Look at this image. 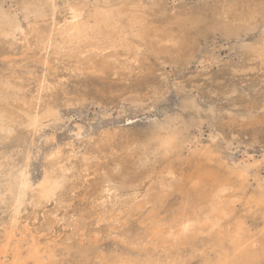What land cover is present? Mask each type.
<instances>
[{
    "label": "rangeland",
    "instance_id": "374dc122",
    "mask_svg": "<svg viewBox=\"0 0 264 264\" xmlns=\"http://www.w3.org/2000/svg\"><path fill=\"white\" fill-rule=\"evenodd\" d=\"M80 1L60 0L59 2V0H54V20L56 19L54 23L63 26L66 21L70 20L67 13L68 4L74 3V5H78L79 3V5H84V15L86 16V13H88V11L89 13L92 12L95 6L98 5V8L104 3H108L110 0ZM113 1H115V5L119 4L124 8H130L131 6L132 8L130 9H138L139 13L137 14H142L141 16L144 17L143 28L146 33L143 35V38L149 41L146 40V43H144L143 38L141 39V37L134 36L128 32L126 37L123 36L124 33H121V35L114 40L113 44L112 42L111 44L110 42L108 43L111 39L107 41L106 39L104 40V37H101L102 39H99L102 44L101 47L93 49H87L88 47L84 48V46L78 49H71V47L68 48L65 46L59 48L61 45H57V47L53 46V48L49 46L48 49L46 48V51L43 49L44 43L37 41V39L32 36V30L36 24L32 17L28 19L24 18V11L21 9L22 0H0V5L2 4L1 6L4 9L16 14L23 28V33H16L15 39L5 40L0 37V79L4 80L9 78V80H7L9 82L11 81L10 83L16 86L20 91V96L23 95L22 97H24V102L21 99L22 97H20L21 103L26 104L27 101L29 102L30 98H33L32 100L30 99L32 103L35 102L36 104H40V106L49 104L56 108L59 114V121L54 124L45 122L42 127H39L35 131L23 126H16L13 134L8 139H4L0 142V165H4L5 169L12 168L16 170L28 159V172L31 179L34 181L40 177L43 169L48 165L62 167L65 169V173L68 176L67 183L56 193L58 197L55 195V198L46 202L43 201L37 205L26 204L24 208L21 209L20 221L22 224H26L28 231L31 230L33 233L32 235H34L37 240L48 245L52 249L54 255L52 264H102L112 253L143 256V252L152 254L154 258L159 257L163 261L165 260L163 256L165 249L171 251V253L176 252L174 254L180 256L178 264H204L205 257L213 261L216 257L215 251L218 250L206 233L199 236L201 240L200 243H198L196 247L194 246L191 248V244H173L174 242L171 238L166 239L163 237L162 231L166 230L169 225L176 220L175 218L182 212L183 208H185V210L188 209L186 205L187 198H189L188 195L191 197L195 196V190L197 189H200L202 193H207L212 187L215 179H220V181L226 180L228 183L230 182L229 184L234 190L235 195H238L237 197H239V199L235 201L234 207L236 210L234 211L235 215L244 216L253 232L257 233L261 230L262 222L260 210H256L253 206L250 208H248V206L246 207V205H248L246 204V197L249 196L259 182L264 180V54H261V49L264 48V0H242L245 5L241 0ZM233 2L234 4L232 5ZM133 3L136 8H133ZM128 4L131 5L129 6ZM233 6L237 7L235 8ZM229 7L231 8L228 9ZM222 9L223 11H221ZM226 9L229 12H227ZM236 10L238 12L237 14H235ZM60 11L61 13L64 11L62 15ZM222 12H225L226 15ZM243 12H247V14ZM250 12H254V14ZM58 13L60 15H58ZM64 16L68 19L65 20ZM48 19L49 25L46 24L48 23ZM50 21L49 15L45 21H41V23L43 22L41 26L39 24L40 21H36L39 25L35 28L39 29V26L42 27L44 24L48 26H46V28L44 26L42 27L45 30L52 25H50ZM176 25L181 29L177 28ZM201 25H203V27ZM27 26L29 30L31 28L29 32L27 31ZM198 26L201 27L198 28ZM192 31L194 32L192 33ZM183 34L185 36L186 34L193 35V37L189 36L186 38ZM20 35L21 37L23 36L22 39ZM29 35H31V37ZM173 35L178 39V43L177 41L175 42L174 39L176 38H174ZM32 38L33 42L31 43L30 41H32ZM122 39H124V41ZM153 39L156 41L154 42ZM28 42L30 44H28ZM131 42L134 44L137 43L132 45ZM2 43L4 45L8 44L7 47L5 48L6 45L4 46ZM37 43L40 44L37 45ZM148 43L150 45H148ZM107 44L111 46H107ZM139 44H142L140 46L142 49H139ZM152 44L153 46H151ZM10 45H14V49L13 46H11V48ZM145 45L149 47L147 46L148 48H144ZM169 45L172 48L168 47ZM33 47H35V49ZM114 48L116 51L118 50V53L120 52L119 50H121V53H124V55L121 53L118 54ZM149 48L152 49L150 50ZM4 49L7 51L5 52ZM36 49H38L37 52H35ZM64 49H71L70 51L72 52H67L70 58H73L75 62L69 58ZM73 49L80 51L77 52L75 50L76 53H74ZM85 49L88 50L87 53ZM126 49L128 51H126ZM145 49L147 52L149 51L148 54L145 52L146 58L142 57L144 56L143 52ZM158 49L160 51H158ZM171 49L175 50L172 51ZM62 50L63 52H61ZM131 50L133 52L130 56L129 53H131ZM186 50L188 52L190 51V53L186 52ZM52 51H55L54 54L59 52L57 54L58 56L51 54ZM56 51L58 52L56 53ZM105 51H107L106 54ZM94 52L97 53L94 54ZM150 52L152 54H149ZM157 52L160 53L157 54ZM170 53L171 57H169ZM177 54L180 55V57ZM64 55L67 57L64 58ZM137 55H139V57H137ZM45 56L47 58H45ZM76 57L77 59H75ZM96 57H99V59ZM136 57L138 59L140 58V60L136 59ZM173 57L175 58L174 60ZM208 57L210 59H208ZM60 58L66 59V61L68 60L67 62L69 64ZM100 58L101 60L102 58L104 59L100 61ZM120 58L123 59L121 62L119 61ZM255 58L256 60H253ZM245 59L247 61H245ZM105 60L108 61L104 62ZM145 60L146 62L144 63ZM32 61L34 65H36V68H32ZM79 62H83L84 65L87 64L89 67L82 65L83 63H81L80 67ZM162 62L165 63L162 65ZM2 63L5 65H2ZM37 64L40 67H38ZM91 64L97 65L100 69L98 68V70L95 69L93 71ZM106 64L107 66L111 65L112 69L110 66L107 67ZM255 64L257 66H255ZM1 65L6 68L2 69L3 67H1ZM229 65H231V68H229ZM83 66L88 69L86 68V70H84L85 68ZM248 66H250L251 69ZM82 67L84 69H82ZM13 68H17L18 70L16 71ZM63 68L64 70L68 68L65 70L67 72L63 71ZM235 68H237L236 71ZM12 69L15 70V72L13 71L14 73H12ZM27 69L28 71H30V69L31 71L35 69L36 72H32L36 75H33V73L31 74ZM104 69H106V71ZM231 69L234 70L231 71ZM239 69L242 71L240 70L241 72H239ZM22 70L27 72L21 73ZM81 70L84 71V73L81 72ZM118 70L126 74H118ZM124 70H126V72ZM37 71H39V73ZM40 71H42V73H40ZM156 71H159V73L156 74ZM37 74L38 77H36ZM160 75L161 77H159ZM88 76L89 78L93 77V79L89 80ZM162 76L165 80L162 79ZM57 77L61 79L60 81L62 84ZM30 78L33 81L31 83H34L33 85L36 87V91L31 83H26L31 81ZM62 78H64V82ZM76 79L77 81H75ZM23 80L24 83H21ZM80 80L82 81L81 84L79 83ZM42 81L47 82L43 83ZM25 83L28 85H25ZM66 83L69 84V86ZM182 83H184V85ZM45 84L47 86H45ZM63 84H65V86L67 85L65 92L64 88H62V86H64ZM76 84L80 87H77ZM30 86L33 90H31ZM48 86L51 87L50 91L48 90L50 88H48ZM184 86H187V88ZM69 87L70 91H67ZM71 87H74V91L72 92ZM26 91L29 93H26ZM30 92L33 93L30 94ZM34 93L37 94L36 97L40 96V98L36 99V94ZM25 96H27L26 99ZM69 97L70 100L73 99L74 101L72 100L73 102H71L67 100ZM170 122L175 124L182 132L183 147L180 156L172 155L161 158L159 154H156L152 148L146 144L152 133L158 127ZM108 130L110 134L107 133ZM117 131H119L118 134ZM94 133L95 135L93 136ZM96 136L98 139H101L98 141ZM47 137H49V140L46 139ZM90 137L91 139H89ZM105 138L110 140V142ZM16 139L17 142L14 141ZM102 139L105 143H103ZM16 145L19 146L17 147ZM88 145L90 148H88ZM93 146H95V149ZM61 147L64 149L62 150ZM16 148L18 149L16 150ZM35 149L38 150V153H36ZM55 149H57V151L59 150L58 152L56 151L57 153L61 150L62 152H60V154L54 153ZM94 150L97 151L94 152ZM50 152L56 155L52 154V157L48 158L47 154H51ZM71 156H73V158H71ZM100 157L105 159H100ZM14 160H16V162ZM95 161L101 165H98ZM90 162H92V164ZM93 162L96 164L95 167H92L94 166ZM86 165L89 166V168H87ZM169 166L171 167V173L167 170ZM86 168L87 170H85ZM235 171H240L243 177H236ZM107 172L110 174H107ZM192 174H194V177L191 176ZM196 174H199V176ZM82 176L83 178H81ZM106 177L112 179L111 181L114 185L110 190H107L104 185ZM91 178L94 179L92 183ZM162 178L167 181V185L169 186L166 187L167 193L160 202L159 196H157L156 193L159 192V183ZM243 178L244 181L245 178L247 180L245 185L240 187V182ZM81 179L84 182L79 181ZM123 180L124 184L123 188H121L119 185ZM94 181L95 183H93ZM70 182H74V184ZM1 183L2 177L0 175V184ZM78 183L80 184L78 185ZM94 184L95 186H93ZM69 186L70 188L68 189ZM187 191H189V194ZM86 195L90 196L89 198L91 199H88V197L86 198ZM63 203L65 204L63 205ZM44 207L45 209H43ZM63 207L65 209H63ZM7 211L8 209H6L5 205H0V222L8 216ZM17 236V234H14V236L5 235L0 238V264H26L25 262L22 263V260L25 259L32 249L30 247L32 244L26 240L20 242ZM88 244L92 245L89 250L86 249ZM255 246H259V244L257 243ZM14 247L16 252L14 251ZM17 250H19L20 253ZM259 264H264V260L260 261Z\"/></svg>",
    "mask_w": 264,
    "mask_h": 264
},
{
    "label": "bare ground",
    "instance_id": "6f19581e",
    "mask_svg": "<svg viewBox=\"0 0 264 264\" xmlns=\"http://www.w3.org/2000/svg\"><path fill=\"white\" fill-rule=\"evenodd\" d=\"M73 1V0H72ZM75 1V0H74ZM80 1V0H79ZM83 1V0H82ZM90 2V0H88ZM106 1V0H105ZM109 1V0H108ZM107 1V2H108ZM242 1V0H241ZM249 1V0H248ZM253 1V0H252ZM256 1V0H255ZM60 2V0H59ZM81 2V1H80ZM93 2V1H92ZM104 2V1H103ZM132 2V1H131ZM136 2V1H135ZM214 2V1H213ZM240 2V1H239ZM84 3V2H83ZM139 3V2H138ZM141 3V2H140ZM229 3V1H228ZM243 3V1H242ZM92 4V3H91ZM90 4V5H91ZM123 4V3H122ZM137 4V3H136ZM234 4V2L232 3V5ZM237 4V3H236ZM241 4V3H240ZM245 5V3H243ZM254 4V3H252ZM251 4V5H252ZM2 5V4H1ZM0 5V37L5 39V40H12V39H15V35L16 33H23V28H22V25L18 19V17L16 16L15 13H12L10 12L9 10H6L4 9L2 6ZM13 5V4H12ZM68 9H67V13H68V18L70 19L69 21H66L64 23L63 26H60V25H56L54 23V9H55V3H54V0H22V7L21 9H23L24 11V18L25 19H28L29 17H32L36 26L43 23H41V21H45L46 18L50 15V25L49 28L47 29H43L42 27L44 26L46 28L47 25H44L42 27L39 26V29H36L34 27V29L32 30V36H34L37 41L39 42H42L44 43V46H43V49L46 50V48L48 49L49 46H51L53 48V46L57 47V45H61V47L59 48H62V46H65V47H71L72 48H82V46L85 47H88L87 49H93V48H97V47H101V43H100V38L101 37H104V40L106 39L107 41L109 39H111V41L109 40L108 43L114 42L115 39L118 38V36L121 35V33H124L123 36L126 37V35H128V32L134 36H139L141 37V39L143 38V35H145L146 31L145 29L143 28V21H144V17L137 14L139 13L138 9L136 8L135 4L133 3V8L135 7L136 10H133V9H130L132 8L130 5L131 4H128L130 6V8H127V7H123L121 5H115V1L113 0H110L108 3H104L102 6L98 7L95 6L94 10L92 12L89 13H86V16L84 15V5H74V3L72 4H68ZM72 5V6H71ZM146 5V3H145ZM215 5V4H214ZM222 5V4H221ZM238 5V4H237ZM88 6V5H87ZM94 6V5H93ZM138 6V5H137ZM155 6V5H153ZM225 6V5H224ZM230 6V5H229ZM242 6V5H241ZM256 6H257V3H256ZM5 7V6H4ZM14 7V6H12ZM151 7V6H150ZM156 7V6H155ZM216 7V6H215ZM213 7V8H215ZM219 7V6H218ZM223 7V6H222ZM235 7V6H233ZM232 7V9H233ZM237 7V6H236ZM235 7V8H236ZM255 7V6H254ZM258 7V6H257ZM256 7V8H257ZM19 8V7H18ZM64 8V7H62ZM139 8V7H138ZM143 8V7H142ZM227 8V7H226ZM231 7H229L228 9H230ZM251 8V7H249ZM17 9V7H16ZM60 9V8H59ZM145 9V8H143ZM177 9V8H175ZM192 9V8H190ZM208 9V7H207ZM212 9V8H211ZM217 9V7H216ZM62 10V9H60ZM91 10V9H90ZM150 10V9H149ZM153 10V8H152ZM179 10V9H178ZM215 10V9H214ZM219 10V9H218ZM217 10V12H218ZM248 10V9H247ZM253 10V9H252ZM65 11V9H64ZM62 11V13L64 12ZM143 11V10H142ZM141 11V12H142ZM223 11V9L221 10ZM227 11V9H226ZM231 11V10H230ZM165 12V11H164ZM187 12V11H186ZM229 12V11H227ZM226 12V13H227ZM255 12H256V9H255ZM61 11H60V14L62 15ZM191 13V12H190ZM213 13V12H212ZM211 13V15H212ZM223 13V12H222ZM237 10L235 11V14H237ZM243 13H246L247 12H243ZM250 13H253L254 12H250ZM260 13V12H259ZM23 14V13H22ZM58 13V15H60ZM66 14V13H65ZM160 14V13H159ZM217 14V13H216ZM219 14V13H218ZM221 14V12H220ZM225 14V12L223 13ZM228 14V13H227ZM241 14V12H240ZM245 14V15H246ZM253 14H252V18H253ZM67 15V14H66ZM185 15V14H184ZM207 15V14H206ZM226 15V14H225ZM251 15V14H249ZM258 15V14H257ZM145 16V15H144ZM162 16V15H161ZM173 16V15H172ZM171 16V17H172ZM222 16V14H221ZM229 16V14H228ZM260 16V15H259ZM65 17V20L68 19ZM63 17V18H64ZM147 17V16H146ZM149 17V16H148ZM187 17V16H186ZM193 17V16H192ZM223 17V16H222ZM255 17V16H254ZM168 18V17H167ZM218 18V17H217ZM264 18V17H263ZM173 19V18H172ZM190 19V18H188ZM256 19V18H255ZM165 20V19H164ZM195 20V19H194ZM210 20V19H209ZM248 20V18H247ZM253 20V19H252ZM257 20V19H256ZM255 20V21H256ZM36 21H40V23H36ZM63 21V19H62ZM61 21V22H62ZM192 21V19H191ZM222 21V20H221ZM250 21V20H249ZM60 22V23H61ZM174 22V21H173ZM199 22V21H198ZM254 22V21H253ZM32 23V22H30ZM175 23V22H174ZM196 23V22H195ZM243 23V21H242ZM248 23V22H247ZM49 25V19H48V23H46ZM57 24H58V21H57ZM159 24V22H158ZM181 24V23H179ZM183 24V23H182ZM206 24V23H204ZM192 25H196V24H192ZM199 25V24H197ZM237 25V24H236ZM32 26V25H31ZM29 26V27H31ZM161 26V25H160ZM167 26V25H166ZM181 26V25H180ZM203 27V25H201ZM201 26H198L201 27ZM239 26V25H238ZM48 27V26H47ZM177 27V25H176ZM197 27V26H196ZM195 27V28H196ZM43 30H42V29ZM164 28V26H163ZM169 28V27H168ZM179 28V26L177 27ZM183 28V27H182ZM185 28V27H184ZM206 28V27H205ZM240 28V26H239ZM25 29V28H24ZM149 29V28H148ZM147 29V30H148ZM181 29V28H179ZM187 29V28H186ZM194 29V28H193ZM201 29V28H200ZM31 30V28H30ZM28 26H27V31L29 32L30 31ZM165 30V29H164ZM197 30V29H196ZM26 31V32H27ZM151 31V30H150ZM170 31V30H169ZM190 31V30H189ZM205 31V30H204ZM24 32V33H26ZM28 32H27V35H28ZM171 32V31H170ZM184 32V31H183ZM186 32V31H185ZM194 31H192L193 33ZM167 33V31H166ZM169 33V32H168ZM190 33V32H189ZM220 33V32H219ZM171 34V33H170ZM169 34V35H170ZM188 34V33H187ZM186 36L183 34L184 37H193V35H187ZM196 34V33H195ZM222 34V33H221ZM150 35V34H149ZM166 35V34H165ZM241 35V34H240ZM253 35V34H252ZM25 36V34H24ZM31 37V35H29ZM29 36H27L28 38H30ZM152 36V35H151ZM171 36V35H170ZM174 36V35H173ZM179 36V35H178ZM198 36V35H197ZM196 36V37H197ZM261 36V35H260ZM21 37V35H20ZM23 37V36H22ZM21 37V39H22ZM181 37V36H180ZM179 37V38H180ZM19 38V37H18ZM163 38V36H162ZM169 38V36H168ZM174 38H176L174 36ZM182 38V37H181ZM31 39V38H30ZM102 39V38H101ZM134 39V38H133ZM145 39H146V36H145ZM171 39V38H170ZM189 39V38H188ZM227 39V38H226ZM20 40V38H19ZM103 40V42H104ZM124 41V39H122ZM144 40V38H143ZM142 40V42H143ZM147 40V39H146ZM144 40V43H146ZM154 40V39H153ZM173 40V39H172ZM171 40V41H172ZM175 42L177 41L178 43V39H174ZM173 40V41H174ZM186 40V39H185ZM192 40V39H191ZM235 40V39H234ZM259 40V39H258ZM106 41V42H107ZM129 41V40H128ZM136 41V40H135ZM149 41V40H147ZM156 40H154L155 42ZM186 41H189V40H186ZM201 41V40H200ZM260 41V40H259ZM2 42V41H1ZM6 42V41H5ZM10 42V41H9ZM8 42V43H9ZM31 43L33 42V38H32V41H30ZM36 42V41H35ZM134 42V41H133ZM23 43V42H22ZM27 43V42H26ZM105 43V42H104ZM124 43V42H123ZM127 43V41H126ZM130 43V42H129ZM132 43V42H131ZM137 43V42H136ZM135 43V44H136ZM138 43H139V40H138ZM143 43V44H144ZM151 43V41H150ZM162 43V42H161ZM164 43V42H163ZM182 43V41H181ZM180 43V44H181ZM187 43V42H186ZM1 44V43H0ZM13 44V43H12ZM19 44V43H18ZM17 44V45H18ZM28 44H30L28 42ZM36 44V43H35ZM40 44V43H39ZM37 43V45H39ZM54 44V45H52ZM108 45L107 46H111V45ZM117 44V43H116ZM134 43H132L133 45ZM134 44V45H135ZM160 44V43H159ZM175 44V43H174ZM2 45H4L2 43ZM1 45V46H2ZM6 45V46H5ZM5 48L7 47L8 44H5ZM16 45V46H17ZM32 45V44H31ZM36 45V46H37ZM118 45V44H117ZM122 45V44H121ZM125 45V43H124ZM123 45V47H124ZM128 45V43H127ZM142 45V44H141ZM139 44V49L141 48V46ZM148 45H150L148 43ZM148 45H145L144 48H146ZM2 46V47H4ZM13 46V49H14V45H10V47ZM42 46V45H41ZM105 46V45H104ZM114 46H115V43H114ZM120 46V45H119ZM126 46V45H125ZM138 46V45H137ZM153 46V44L151 45ZM150 46V47H151ZM165 46V45H164ZM173 46V45H172ZM176 46V45H175ZM251 46V45H250ZM18 47V46H17ZM24 47V46H23ZM122 47V48H123ZM133 47V46H131ZM149 47V46H148ZM147 47V48H148ZM155 47V46H154ZM158 47V46H157ZM166 47V46H165ZM170 47V45L168 46ZM181 47V46H180ZM182 47L184 48V46L182 45ZM189 47V46H188ZM12 48V47H11ZM20 48V47H19ZM18 48V49H19ZM35 49V47H33ZM32 48V49H33ZM64 48V47H63ZM83 48V49H84ZM103 48V47H102ZM164 48V47H163ZM172 48V47H170ZM27 49V48H26ZM70 49V50H71ZM101 49V48H100ZM120 49V48H119ZM124 49V48H123ZM128 49H129V46H128ZM142 49V48H141ZM150 50L152 48H149ZM154 49V48H153ZM176 49V48H175ZM174 49V50H175ZM185 49V48H184ZM183 49V51H184ZM194 49V48H193ZM257 49V48H256ZM5 52L7 51L6 49H4ZM2 50V51H4ZM17 50V48H16ZM15 50V51H16ZM38 49H36L35 52H37ZM66 50V49H64ZM69 49H67L65 52L66 54H68L67 51H70ZM76 50V49H75ZM75 50L73 49L74 53ZM86 50V49H85ZM84 50V52H85ZM99 50V49H98ZM110 50V49H109ZM115 50V48H114ZM125 50V49H124ZM133 50V49H132ZM131 50V54L132 51ZM162 50V49H161ZM164 50V49H163ZM172 51H174L173 49H171ZM31 51V49H30ZM47 51V50H46ZM77 52H79L80 50H76ZM88 50H86V53H87ZM108 51V50H107ZM105 51V54L106 52ZM112 51V50H111ZM116 51V50H115ZM118 51V50H117ZM116 51V52H117ZM121 53V50H119ZM126 51H128L126 49ZM126 51H125V54H126ZM154 51V50H153ZM158 51H160L158 49ZM170 51V50H169ZM177 51V49H176ZM195 51V50H194ZM260 51V50H259ZM27 52V51H25ZM32 52V51H31ZM39 52V51H38ZM53 52V51H52ZM51 54H54V52ZM58 51H56L57 53ZM63 52V50L61 51ZM64 52V53H65ZM72 52V51H70ZM83 52V51H81ZM91 52V50H90ZM89 52V54H90ZM142 52V51H141ZM145 52H147V50L145 49V51L143 52L144 53V58L145 57ZM149 52V51H148ZM147 52V54H148ZM171 52V51H170ZM178 52V51H177ZM186 52H188L186 50ZM240 52V51H239ZM59 53V52H58ZM57 53V54H58ZM97 53V52H96ZM94 52V54H96ZM118 53V52H117ZM118 53V54H119ZM155 53V52H154ZM160 53V52H157V54ZM164 53V52H163ZM168 53V52H167ZM174 53V52H173ZM179 53V52H178ZM190 53V51L188 52ZM206 53V52H205ZM264 54V48L261 49V54ZM33 54H34V50H33ZM32 54V55H33ZM43 54V53H42ZM50 54V53H49ZM50 54V55H51ZM57 54H54L56 56H58ZM80 54V53H79ZM92 54V52H91ZM90 54V55H91ZM104 54V52H103ZM108 54V53H107ZM124 55V53H121ZM128 54V55H129ZM141 54V53H140ZM139 54V55H140ZM149 54H152L151 52ZM162 54V52H161ZM180 54V53H179ZM212 54V53H211ZM37 55V53H36ZM60 55V54H59ZM86 55V54H84ZM83 55V56H84ZM100 56H102L101 54H99ZM113 55V54H112ZM139 55H137V57H139ZM154 55V54H153ZM178 55V54H177ZM187 55V53H186ZM189 55V54H188ZM194 55V54H193ZM209 55V54H208ZM49 56V55H48ZM65 56V55H64ZM69 58H70V55L68 54ZM74 56H77V55H74ZM109 56V54H108ZM120 56V55H119ZM149 56V55H148ZM162 56V55H161ZM169 56V55H168ZM173 56V55H172ZM176 56V55H175ZM174 56V57H175ZM180 57V55H178ZM177 56V57H178ZM185 56V54H184ZM19 57V56H18ZM63 57V56H62ZM61 57V58H62ZM67 56H65L64 58H66ZM94 57V56H93ZM122 57V56H121ZM136 57V59H138ZM141 57V56H140ZM171 57V53H170V56ZM173 57V60L175 59ZM176 57V58H177ZM178 57V59H179ZM191 57V56H190ZM206 57V56H205ZM210 57V55H209ZM208 57V59H210ZM240 57V56H239ZM253 57V56H252ZM11 58V56H10ZM45 58H47L45 56ZM60 58V59H61ZM68 58V59H69ZM80 58V57H78ZM83 58V57H82ZM87 58V57H86ZM97 59H99V57H96ZM125 58V57H123ZM129 58V56H128ZM149 58V57H148ZM166 58V57H165ZM182 58V57H181ZM52 59V58H51ZM55 59V58H54ZM71 59V58H70ZM69 59V61H70ZM77 59V57L75 58ZM85 59V58H84ZM95 59V58H94ZM104 58H102L103 60ZM121 59V60H120ZM119 61L121 62L123 59L120 58ZM142 59V58H141ZM168 59V58H167ZM186 59V58H185ZM192 59V58H191ZM201 59V58H200ZM207 59V57H206ZM63 60L64 62H66L67 64H69L66 59H61ZM73 60V58L71 59ZM80 60V59H78ZM91 60V59H90ZM101 58H100V61H102ZM140 60V58L138 59ZM154 60V58H153ZM162 60V58H161ZM172 60V59H171ZM180 60V59H179ZM177 60V61H179ZM183 60V59H182ZM203 60V59H202ZM213 60V59H212ZM239 60V59H237ZM250 60V59H249ZM248 60V61H249ZM253 60H256L253 59ZM34 61V59H33ZM31 62L33 63V67L32 68H36L34 65V62ZM60 61V60H59ZM75 62V60H73ZM72 61V63H73ZM86 61V60H85ZM84 61V62H85ZM94 61V60H93ZM108 60H105L104 62H106ZM129 61V60H128ZM156 61V60H155ZM163 61V60H162ZM176 61V60H175ZM186 61V60H185ZM188 61V60H187ZM211 61V60H210ZM245 61H247L245 59ZM251 61V60H250ZM263 61V60H262ZM88 62V60H87ZM99 62V60H98ZM97 62V63H98ZM110 62V60H109ZM118 62V61H117ZM119 62V63H120ZM142 62H143V59H142ZM146 62V60L144 61V63ZM232 62V61H231ZM253 62V61H252ZM258 62V61H257ZM255 62V63H257ZM56 63V62H55ZM54 63V64H55ZM59 63V62H58ZM71 63V64H72ZM80 63V62H79ZM83 63V62H81ZM81 63H80V67H81ZM91 63V62H90ZM96 63V64H97ZM101 63V62H100ZM103 63V62H102ZM108 63V62H107ZM118 63V64H119ZM128 63V62H127ZM152 63V62H151ZM163 63L165 62H162V65ZM177 63V62H176ZM187 63V62H186ZM237 63V62H236ZM264 63V62H263ZM262 63V64H263ZM8 64V63H7ZM57 64V63H56ZM75 64V63H74ZM73 64V65H74ZM110 64V63H109ZM161 64V63H160ZM159 64V65H160ZM169 64V63H168ZM207 64V63H206ZM239 64V63H238ZM2 65H5L2 63ZM1 65V67H3ZM15 65V64H14ZM19 65V64H18ZM32 65V64H31ZM38 65V64H37ZM41 65V64H40ZM84 65V63L82 64ZM115 65V64H114ZM179 65V64H178ZM182 65V64H181ZM186 65V64H185ZM227 65V63H226ZM250 65V64H249ZM252 65V64H251ZM261 65V64H260ZM9 66V65H8ZM30 66V64H29ZM28 66V67H29ZM59 66V65H58ZM61 66V65H60ZM69 66V65H68ZM71 66V65H70ZM76 66V65H75ZM78 66V65H77ZM84 66H87L89 67L87 64H85ZM83 66V67H84ZM91 68L93 69V71L95 69L98 70V66L95 65V64H91ZM97 66V67H96ZM101 66V65H100ZM102 66L104 67V65L102 64ZM107 66V64H106ZM110 68H111V65H109ZM107 66V67H109ZM118 66V65H117ZM116 66V67H117ZM121 66V65H120ZM136 66V65H135ZM225 66V65H224ZM231 68V65H229ZM237 66V65H236ZM255 66H257L255 64ZM26 67V66H24ZM38 67H40L38 65ZM82 67V69H84ZM86 67V68H87ZM142 67V66H141ZM182 67V66H181ZM241 67V66H240ZM245 67V65H244ZM250 68V66H248ZM254 67V66H253ZM6 68L5 66L2 68L4 69ZM46 68V67H45ZM55 68V67H54ZM58 68V67H57ZM72 68V66H71ZM70 68V69H71ZM77 68V67H75ZM79 68V67H78ZM86 68L84 70H86ZM140 68V67H139ZM143 68V67H142ZM234 68V67H233ZM243 68V67H242ZM15 69V68H13ZM12 69V73L15 72V70L17 71L18 69L16 68L15 70ZM43 69V68H42ZM56 69V68H55ZM54 69V70H55ZM61 69V67H60ZM68 69V68H67ZM65 69V70H67ZM69 69V70H70ZM73 69V68H72ZM81 69V68H80ZM88 69V68H87ZM90 69V68H89ZM100 69V68H99ZM109 69V68H107ZM112 69V68H111ZM116 69V68H115ZM145 69V68H144ZM153 69V68H152ZM203 69V67H202ZM245 69V68H244ZM243 69V70H244ZM251 69V68H250ZM64 68H63V71H65ZM79 70V69H78ZM106 71V69H104ZM160 70V69H159ZM165 70V69H164ZM234 70V69H231V71ZM237 70V68H235V71ZM241 69H239V72ZM247 70V69H246ZM254 70V69H253ZM261 70V69H259ZM14 71V72H13ZM28 71V69H27ZM25 71V72H27ZM34 73L36 72L35 69L32 70ZM30 69V71L28 72H31V74L33 73ZM45 71V69H44ZM52 71V70H51ZM59 71V70H58ZM57 71V73H58ZM76 71V70H75ZM114 71V70H113ZM121 71V69H120ZM126 72V70H124ZM262 71V70H261ZM20 72V71H18ZM17 72V73H18ZM25 73L23 70L21 71V73ZM39 73V71H37ZM46 72V71H45ZM53 72V71H52ZM67 72V71H65ZM81 72L84 73V71L81 70ZM99 72V71H98ZM112 72V71H111ZM128 72V71H127ZM163 72V71H162ZM16 73V74H17ZM33 75H36L34 74ZM40 73H42V71H40ZM60 74H62L61 72H59ZM75 73V72H73ZM109 73V72H107ZM121 73L119 72L118 70V74ZM139 73V72H138ZM149 73V72H148ZM159 73V71L157 72L156 71V74ZM160 73H161V70H160ZM20 74V73H19ZM44 74V73H43ZM56 74V73H55ZM66 74V73H64ZM71 74V73H70ZM88 74V73H87ZM106 74V72H105ZM123 74V73H121ZM120 74V75H121ZM126 74V73H124ZM123 74V75H124ZM133 74V73H132ZM144 74V73H143ZM147 74V73H146ZM12 75V74H11ZM18 75V74H17ZM67 75V74H66ZM84 75V74H83ZM111 75V74H110ZM165 75V74H164ZM163 75V76H164ZM59 76V75H58ZM77 76V75H76ZM85 76V75H84ZM83 76V78H84ZM95 76V75H94ZM103 76V75H102ZM162 76V79H164V76ZM11 77V76H10ZM38 77V74L37 76ZM135 77V76H134ZM161 77V75L159 76ZM23 78V77H22ZM58 78V77H57ZM81 78V76H80ZM79 78V79H80ZM82 78V79H83ZM89 78V76H88ZM100 78V77H99ZM143 78V77H142ZM153 78V77H152ZM167 78V77H166ZM4 79V78H3ZM9 78H6L4 80H1L0 79V142L4 139H8L14 132L15 130V127L16 126H23L27 129H30L32 131H35L36 129H38L39 127H42V125L45 123V122H48V123H56L57 121H59V114H58V111L56 108H54L53 106L47 104L45 106H40V104H36L34 101V103L31 102V100L33 99H29V102L27 101V103H21L20 100L22 99L23 101V98L22 97L23 95L20 96L19 94V90L16 88V86H14L13 84H11L8 80ZM11 79V78H10ZM59 79V78H58ZM64 78H62V81H63ZM65 79H66V76H65ZM81 79V80H82ZM90 79H93L92 78H89ZM97 79V78H96ZM122 79V78H120ZM119 79V80H120ZM138 79V78H137ZM31 80V78H30ZM43 80V79H42ZM46 80V79H45ZM49 80V79H48ZM52 80V79H51ZM61 79H59L60 81ZM69 80H72V79H69ZM68 80V81H69ZM79 81V83L81 84L82 81ZM165 80V79H164ZM18 81V80H17ZM58 81V80H57ZM65 81V80H64ZM63 81V82H64ZM77 81V79L75 80ZM74 81V82H75ZM96 81V80H95ZM142 81V80H141ZM175 81V80H174ZM14 82V81H13ZM12 82V83H13ZM20 82V81H19ZM33 82L32 80L30 82H26V83H31ZM43 82V81H42ZM47 82V81H46ZM46 82H43V83H46ZM50 82V81H49ZM87 82V81H86ZM184 82V81H183ZM21 83H24V80L21 82ZM25 85H28L26 84ZM36 83V82H35ZM61 83V81H60ZM70 83V82H69ZM78 83V84H79ZM164 83V82H163ZM172 83V82H171ZM17 84V83H16ZM19 84V83H18ZM32 84V83H31ZM34 84V83H33ZM32 84V85H33ZM38 84V83H37ZM59 84V82H58ZM62 84V83H61ZM67 84V83H66ZM79 84V85H80ZM149 84V83H148ZM184 85V83H182ZM181 84V85H182ZM25 85L23 84V87L25 88ZM65 86V84H63ZM69 86V84H67ZM66 85V86H67ZM79 85L76 84L77 87H80ZM154 85V84H153ZM166 85V84H165ZM176 85V83H175ZM182 85V87H183ZM18 86V85H17ZM22 86V85H21ZM44 86V85H42ZM45 86H47L45 84ZM44 86V87H45ZM62 86V85H61ZM62 86V88H64V92H65V89L67 88L66 86L64 87ZM84 86V84H83ZM86 86V85H85ZM99 86V85H98ZM146 86V85H145ZM150 86V85H149ZM148 86V87H149ZM172 86V84H171ZM189 86V85H188ZM27 87V86H26ZM32 87H35L34 85ZM50 86H48L49 88ZM156 87V86H155ZM185 87V86H184ZM19 88V86H18ZM31 88V86H30ZM28 88V89H30ZM54 88V86H53ZM83 88V87H82ZM163 88V87H162ZM177 88V87H176ZM187 88V86L185 87ZM61 89V88H60ZM59 89V90H60ZM74 87H71V92L74 91L73 90ZM84 89V88H83ZM153 89V88H152ZM184 89V88H183ZM191 89V88H190ZM31 90H33V88H31ZM44 90V89H43ZM49 91L51 90V87L48 89ZM82 90V89H81ZM160 90V89H159ZM189 90V89H188ZM35 91H36V87H35ZM67 91H70V87H69V90L67 89ZM66 91V92H67ZM154 91V90H153ZM190 91V90H189ZM34 92V91H33ZM33 92H30V94H32ZM39 92V91H38ZM60 92V91H58ZM58 92H57V95H58ZM76 92V91H75ZM167 92V91H166ZM26 93H29L26 91ZM68 93V92H67ZM36 94V93H34ZM51 94V93H50ZM153 94V92H152ZM163 94V93H162ZM195 94V93H194ZM56 95V96H57ZM156 95V94H155ZM159 95V94H158ZM161 95V94H160ZM37 96V94L35 95V97ZM47 96V95H46ZM164 96V95H163ZM20 97H22L20 99ZM27 96H25V99H26ZM29 97V96H28ZM32 97V96H31ZM37 98H40L39 97H36ZM41 98L43 99V97L41 96ZM154 98V97H153ZM177 98V97H176ZM35 99V100H36ZM52 99V98H50ZM57 99V98H56ZM65 99V98H64ZM78 99V98H77ZM125 99V98H124ZM202 99V98H200ZM39 100V99H38ZM45 100V98H44ZM67 100L73 102L72 100H70V97L67 98ZM126 100V99H125ZM135 100V99H134ZM150 100V99H149ZM26 101V100H25ZM37 101V100H36ZM42 101V100H41ZM52 101V100H51ZM58 101V99H57ZM61 101V100H60ZM24 102V101H23ZM53 102L55 103V101L53 100ZM130 102V101H129ZM138 102V101H137ZM150 102V101H149ZM41 103V102H40ZM70 103V102H69ZM75 103V102H74ZM143 103V102H142ZM148 103V102H147ZM146 103V105H147ZM42 104H43V101H42ZM53 104V103H52ZM62 104V102H61ZM60 104V105H61ZM152 104V103H151ZM55 105V104H53ZM57 105V104H56ZM233 107V106H232ZM44 127V126H43ZM144 127V126H143ZM47 128V126H46ZM45 129V127H44ZM110 130V129H109ZM109 130L107 133H109ZM112 130V129H111ZM138 130V129H137ZM102 132V131H101ZM111 132V131H110ZM114 132V131H113ZM119 131H117V134H118ZM141 132V131H140ZM24 134V133H23ZM36 134V133H35ZM110 134V133H109ZM108 134V135H109ZM123 134V133H121ZM95 135V133L93 134V136ZM98 135V134H97ZM114 135V133H113ZM124 135V134H123ZM127 135V134H126ZM23 136V135H22ZM21 136V137H22ZM110 136V135H109ZM115 136V135H114ZM78 137V136H76ZM92 137V136H91ZM91 137L89 139H91ZM97 137V136H96ZM107 137V135H106ZM37 138V136H36ZM54 138V137H53ZM93 138V137H92ZM111 138V137H110ZM22 139V138H20ZM44 139V138H43ZM42 139V140H43ZM46 139L49 140V137H47ZM70 139V138H69ZM98 139V137H97ZM101 139V138H99ZM98 139V141H99ZM107 139V138H105ZM13 140V139H12ZM23 140V139H22ZM53 140V139H52ZM51 140V141H52ZM96 140V139H95ZM108 140V139H107ZM115 140V139H114ZM17 142V139L14 140ZM25 141V140H24ZM45 141V140H44ZM44 141H43V144H44ZM54 141V140H53ZM71 141V140H70ZM97 141V140H96ZM103 141V139H102ZM110 142V140H108ZM131 141V140H130ZM38 142V141H37ZM82 142V140H81ZM48 143V142H47ZM72 143V142H71ZM102 143V142H101ZM103 143H105L103 141ZM108 143V142H107ZM126 143V142H125ZM19 144V142H18ZM22 144V142H21ZM24 144V143H23ZM36 144V143H35ZM34 144V145H35ZM46 144V143H45ZM67 144V143H66ZM78 144V143H77ZM96 144V142H95ZM122 144V143H120ZM109 145V144H107ZM147 146H149L150 148H152V150L156 153V154H159L161 158H164V157H168V156H180V152L182 150V147H183V136H182V132L175 126V124L173 123H166L165 125L163 126H160L158 127L151 135V137L148 139L147 141ZM145 145V146H146ZM17 146V145H16ZM19 146V145H18ZM17 146V147H18ZM82 146V144H81ZM89 146V145H88ZM116 146V145H115ZM65 147V146H64ZM70 147V146H69ZM87 147V146H86ZM99 147H102V146H99ZM109 147V146H108ZM24 148V147H23ZM59 148V147H58ZM62 148V147H61ZM60 148V149H61ZM71 148H74V147H71ZM90 148V146L88 147ZM93 148L95 149V146H93ZM92 148V150H93ZM114 148V147H113ZM123 148V147H121ZM185 148V147H184ZM18 148H16L17 150ZM20 149V148H19ZM64 148H62L63 150ZM98 149V148H96ZM100 149V148H99ZM118 149V148H117ZM127 149V148H126ZM5 150V149H4ZM36 150V149H35ZM54 150V149H53ZM62 150L60 152H62ZM79 150V149H77ZM85 150V149H84ZM119 150V149H118ZM145 150V149H144ZM2 151V150H1ZM38 150H36V153ZM57 151V149H55L54 153ZM59 151V150H58ZM57 151V152H58ZM97 151V150H96ZM94 150V152H96ZM129 151V150H128ZM127 151V152H128ZM6 152V151H5ZM10 152V151H9ZM28 152V151H27ZM27 152H24L26 154H28ZM56 152V153H57ZM57 153V154H60ZM93 152V151H91ZM183 152V151H182ZM3 153V152H2ZM7 153V152H6ZM23 153V154H24ZM51 153V152H50ZM66 153V151H65ZM18 154V153H17ZM32 154V153H31ZM53 153L51 154H47L48 158L52 157ZM130 154V153H129ZM7 155V154H6ZM44 155V153H43ZM53 155H56V154H53ZM78 155V154H77ZM76 155V156H77ZM112 155V154H111ZM121 155V154H120ZM62 156V155H61ZM64 156V154H63ZM91 156V154H90ZM55 157V156H53ZM58 157V156H57ZM89 157V155H88ZM118 157V155H117ZM5 158V157H4ZM47 158V157H46ZM71 158H73V156H71ZM91 158V157H90ZM103 158V157H100V159ZM99 159V158H98ZM105 159V158H103ZM46 160V159H45ZM54 160V158H53ZM70 160V159H69ZM80 160V159H79ZM92 160V159H90ZM199 160V159H198ZM16 162V160H14ZM76 161V160H75ZM87 161V160H86ZM93 161V160H92ZM64 162V161H63ZM89 162V161H87ZM105 162V161H104ZM124 162V161H123ZM191 162V160H190ZM92 164V162H90ZM94 163V162H93ZM95 163H97L95 161ZM93 164L94 166L92 167H95L96 164ZM103 163V161H102ZM129 163V162H128ZM3 164V163H2ZM50 164V163H49ZM57 164V162H56ZM68 164V163H67ZM71 164V163H70ZM75 164V163H74ZM84 164V163H82ZM98 164V163H97ZM126 164V163H125ZM179 164V163H177ZM190 164V163H189ZM90 165V164H89ZM98 165H101V164H98ZM173 165V163H172ZM182 165V164H181ZM179 165V166H181ZM261 165V163H260ZM68 166V165H67ZM83 166V165H82ZM87 166V165H86ZM104 166V165H103ZM178 166V167H179ZM234 166V165H233ZM17 168V167H16ZM76 168V167H75ZM87 168H89V166H87ZM87 168L85 170H87ZM91 168V167H90ZM129 168V167H128ZM176 168V167H175ZM182 168H183V165H182ZM83 169V168H82ZM95 169V168H93ZM97 169V168H96ZM99 169V167H98ZM206 169V168H205ZM72 170V169H71ZM104 170V169H103ZM167 170L169 171V173H171V167L169 166L167 168ZM83 171V170H82ZM92 171V170H91ZM130 171V170H129ZM81 172V171H80ZM95 172V170H94ZM174 172V171H173ZM235 175L236 177H243V175L241 174L240 171H235ZM263 172V171H262ZM91 173V172H89ZM96 173V172H95ZM69 174V172H68ZM107 174H110L107 172ZM195 174V173H194ZM194 174H192L191 176H193ZM0 175L2 177V183L0 184V205H5L6 209H8V216H6V218H4L1 222H0V238L2 236H14V234H17V238L20 242H22L23 240H26L28 242H30L32 244V246H30L32 249L30 250V252L28 253V255L25 257L24 260H22V263L25 262L26 264H52V261H53V253H52V249L42 243L41 241L37 240V238L34 237V235H32V231L29 230L28 231V228L26 226V224H22L20 219H21V209L24 208V206L26 204H30V205H37L41 202H46V201H49L51 200L52 198H55L54 196L56 195V193L58 191H60L64 185L67 183V180H68V176L66 175L65 173V169H63L62 167H56L55 165H48L46 166L40 177L34 181L31 179L30 175H29V172H28V159H26L24 161V163L16 170H13L12 168H9V169H5L4 165H0ZM84 175V174H83ZM116 175V174H115ZM197 175V174H196ZM203 175V174H201ZM93 176V175H92ZM113 176V175H112ZM119 176V175H117ZM199 176V174L197 175ZM205 176V175H204ZM203 176V177H204ZM194 177V176H193ZM78 178V177H77ZM83 178V176L81 177ZM86 178V177H84ZM197 178V177H196ZM195 178V180H196ZM97 179V178H96ZM123 179V178H122ZM177 179V178H176ZM73 180V179H72ZM87 180V179H86ZM92 179L91 178V183H92ZM112 179H109L108 177H106V179L104 180V185L106 186V189L107 190H110L114 187V185L112 184ZM142 180V179H141ZM246 178H245V181H244V178L241 179V182H240V187H243L245 185V182H246ZM251 180V179H250ZM76 181V180H75ZM74 181V182H75ZM79 181H82L79 180ZM96 181V180H95ZM95 181L93 183H95ZM188 181V179H187ZM213 181V180H212ZM74 182H70L71 184H74ZM84 182V181H82ZM88 183H90L89 181H87ZM151 182V181H150ZM69 183V181H68ZM90 183V184H91ZM97 183V182H96ZM196 183V182H195ZM230 183V182H229ZM226 180L224 181H220V179H215L214 180V183L212 185V187L208 190L207 193H202L200 191V189H197L195 190V196L191 197L189 194V191H187V195L189 198H187V203L186 205L188 206L187 210H185V208L182 209V212L175 218L176 220H174L171 225H169V227L162 231L163 233V237H165L166 239L168 238H171L172 241L174 242L173 244H179V243H184V244H191V248L192 247H196L198 243H200V237L199 236H202L203 233H206L209 237H210V240H212L214 242V246L217 247V250L218 251H215L216 253V257L215 259L212 261L210 258H207L205 257L204 259V264H259L260 261H263L264 260V180L259 182L257 184V186L255 187V189L252 190V192L249 194V196L246 197V207L248 206V208H250L251 206L255 207L256 210H260V214H261V222H262V227H261V230L258 231L257 233L253 232L251 230V228L249 227L247 221H246V218L244 216H236L235 215V212L236 211L234 209L235 207V201L237 199H239V197H237L238 195H235L234 193V190L231 188L230 184H229ZM252 183V182H251ZM80 183H78L79 185ZM98 184V183H97ZM123 184H124V180L122 181V183L119 185V187L123 188ZM70 185V184H69ZM160 185V188H159V192L156 193L157 196H159L158 198L160 199V202L162 201V199L165 197L166 193H167V189L166 187L169 186L167 185V181L165 179L162 178L161 182L159 183ZM158 185V186H159ZM84 186V185H83ZM89 186V185H88ZM87 186V187H88ZM92 186V185H91ZM95 186V184L93 185ZM151 186V185H150ZM67 187V186H66ZM66 187H65V191H66ZM76 187V186H75ZM146 187V185H145ZM148 187V186H147ZM70 188V186L68 187V189ZM78 188V187H77ZM83 188V187H82ZM153 188V187H152ZM169 188V187H168ZM76 189V188H75ZM154 189V188H153ZM92 190V189H91ZM96 190V189H95ZM155 191V190H154ZM70 192V190H69ZM71 193V192H70ZM69 193V194H70ZM76 193V192H75ZM148 193V192H147ZM63 194H64V191H63ZM153 194V193H152ZM57 196V195H56ZM60 196V195H59ZM73 196V195H72ZM101 196V195H100ZM58 197V196H57ZM75 197V196H74ZM88 197V199H91L89 198L90 196L86 195V198ZM104 197V196H103ZM140 197V196H139ZM154 197V196H153ZM73 198V197H72ZM155 198V197H154ZM63 199V197H62ZM65 199V198H64ZM69 199V197H68ZM94 199V197H93ZM104 199V198H103ZM134 199V198H133ZM204 202H203V200ZM67 200V199H66ZM70 200V199H69ZM199 200V201H198ZM65 201V200H64ZM63 201V202H64ZM86 201V200H85ZM103 201V200H102ZM105 201V200H104ZM154 201V200H153ZM56 203H58L57 201H55ZM60 202V201H59ZM101 202V201H100ZM159 202V203H160ZM54 203V201H53ZM55 203V205H56ZM62 203V202H61ZM126 203V202H125ZM145 203V202H144ZM156 203V202H155ZM158 203V204H159ZM65 203H63L64 205ZM74 204V202H73ZM112 204V203H111ZM133 204V203H132ZM59 205V204H58ZM70 205V204H68ZM104 205V204H103ZM62 206V205H61ZM98 206V205H97ZM51 207H53L51 205ZM60 207V205H59ZM66 207V206H65ZM56 208V207H55ZM68 208V206H67ZM91 208V207H90ZM104 208V207H103ZM45 209V207L43 208ZM54 209V207H53ZM63 209H65L63 207ZM69 209V208H68ZM74 209V208H73ZM82 209V208H80ZM125 209V207H124ZM168 209V208H167ZM49 210V209H48ZM89 210V209H88ZM87 210V211H88ZM91 210V209H90ZM170 210V209H169ZM255 210V211H256ZM56 211V210H55ZM66 211V210H65ZM64 211V212H65ZM78 211V210H77ZM167 211V210H166ZM41 212V211H40ZM63 212V211H62ZM254 212V211H253ZM49 213V212H48ZM80 213V212H79ZM6 214V213H5ZM45 214V213H44ZM53 214V212H52ZM83 214V213H82ZM85 214V213H84ZM253 214V213H252ZM69 215H70V212H69ZM62 216V215H61ZM68 216V215H67ZM84 216V215H83ZM82 216V217H83ZM48 217V216H47ZM75 217V216H74ZM80 217V216H78ZM87 217V216H86ZM118 217V216H117ZM46 218V217H45ZM60 218V217H59ZM66 218V217H65ZM71 218V217H70ZM88 218V217H87ZM153 218V217H152ZM55 219V218H54ZM57 219V218H56ZM69 219V218H68ZM67 219V221H68ZM75 219V218H74ZM77 219V217H76ZM85 220V219H84ZM54 221V220H53ZM60 221V220H59ZM83 221V220H82ZM91 221V220H90ZM167 221V220H166ZM74 222V221H73ZM77 222V220H76ZM52 223V222H51ZM55 223V222H54ZM67 224V223H66ZM68 224H69V221H68ZM140 224V223H139ZM72 225V224H70ZM157 225V224H156ZM168 225V224H167ZM77 226V225H76ZM42 227V226H41ZM71 227V226H70ZM81 227V226H80ZM79 227V228H80ZM82 228V227H81ZM77 231V230H75ZM56 232H57V229H56ZM28 234V236H27ZM73 234V232H72ZM75 235V233H74ZM64 236V235H63ZM69 236V235H68ZM66 236V237H68ZM85 236V235H84ZM150 236V235H148ZM147 238V237H146ZM6 240V239H5ZM143 241V240H142ZM259 244V246H255V244ZM139 244V243H138ZM147 244V243H146ZM26 245V244H25ZM20 246V245H19ZM58 247V246H57ZM92 245L91 244H88L86 249L89 250L91 249ZM123 247V246H122ZM142 247V246H141ZM13 249V247H12ZM17 249V248H16ZM8 250V249H7ZM85 250V249H83ZM13 251V250H12ZM14 251L16 252L15 250V247H14ZM19 251V250H17ZM3 252V251H2ZM8 253V252H7ZM20 253V251H19ZM123 253V252H122ZM174 253L176 252H172L171 251H168L167 249H165L164 251V257H165V260H161L159 257H156L154 258L152 254H149V253H144L143 252V256H131V255H124V254H110L106 260L102 263V264H178L179 261H180V256L179 255H175ZM9 256V255H8ZM4 257V256H3ZM2 257V258H3ZM2 260V259H1ZM2 264V263H1ZM5 264V263H4ZM9 264V263H8Z\"/></svg>",
    "mask_w": 264,
    "mask_h": 264
}]
</instances>
